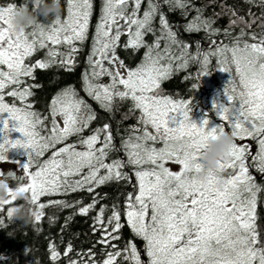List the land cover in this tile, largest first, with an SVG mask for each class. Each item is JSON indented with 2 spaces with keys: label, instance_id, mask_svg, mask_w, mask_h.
<instances>
[{
  "label": "snow or ice",
  "instance_id": "1",
  "mask_svg": "<svg viewBox=\"0 0 264 264\" xmlns=\"http://www.w3.org/2000/svg\"><path fill=\"white\" fill-rule=\"evenodd\" d=\"M144 2L101 0L87 57L89 67L82 77L84 92L101 109L111 113L116 99H130L131 110L139 111L138 124L121 136L119 148L110 123L84 136L97 114L74 87H65L51 99L46 116L29 102L33 88L39 86L26 82L35 79L36 69L56 64L69 71L75 67L74 57L89 39L95 0H66L63 17L60 14L48 24L19 34L12 31L8 19L16 6L0 7V113L10 114L0 129L4 133L0 161L8 159L12 147L28 150V162L23 166L28 182L10 187V199L0 200V213L6 212L11 220L16 193L24 192L33 208V221L39 223L48 207L83 205L79 200L42 202V197L77 191L92 194L111 181L131 184L135 178L134 191L127 194L123 210L118 203L110 208L101 205L94 217V231L102 233L98 242L111 249L105 251L100 264H264V227L258 216L264 185L256 183L250 172L254 167L264 174V11L260 17L249 12L247 18L232 11L235 18L221 29L216 27V19L195 8L196 15L184 30L204 31L211 46L202 48L197 41L193 55L189 43L179 38L162 10L167 5L169 11L180 9L186 15L192 0H147V7L141 11ZM245 2L255 5L257 0ZM259 4L264 9V0ZM157 17L159 28L154 23ZM257 19L261 20V30L254 32L251 29ZM239 25L243 27L237 33ZM148 35L153 36L151 42L146 40ZM220 35L228 42L213 38ZM122 37H127L125 49H145L142 62L126 74L116 67ZM39 50H46V57L28 63ZM213 58L217 69L230 73L223 89L227 102L213 100V110L221 119L215 125L207 115L201 122L193 120L189 101L159 94L162 82L190 62L200 65L198 76L209 75ZM104 77L107 83L102 82ZM6 97L23 106L7 102ZM13 120L17 121L14 126ZM225 130L235 135L236 142L232 159L221 164L224 183L217 185L213 177L204 184L196 178L202 167L199 152L208 136ZM12 131L23 137L12 139ZM72 137H76L75 142H69ZM248 139L257 146L254 154L251 145L244 143ZM117 151L125 158L109 159ZM46 153H50L48 158L41 160ZM170 162L179 165V171L167 167ZM125 168L131 169V175ZM12 174L0 171V178ZM98 196L80 206L78 214L94 210L100 202ZM106 212H110L107 217ZM122 215L134 236L144 241L146 260L134 241H127L123 248L115 243L121 239ZM3 223L0 219V227ZM72 251L69 243L65 255ZM80 255H87L88 261L70 260L69 264H96L91 250ZM59 257L55 244H51L50 258L56 261Z\"/></svg>",
  "mask_w": 264,
  "mask_h": 264
},
{
  "label": "trees",
  "instance_id": "2",
  "mask_svg": "<svg viewBox=\"0 0 264 264\" xmlns=\"http://www.w3.org/2000/svg\"><path fill=\"white\" fill-rule=\"evenodd\" d=\"M21 0H0V7H5L9 4L17 6ZM162 3V0H161ZM62 12L61 17L65 15L67 7L66 0H61ZM101 7V0H95L94 14L89 29V39L82 46L81 50L75 55V67L69 71L62 68L59 64L53 65L48 69H36L35 79L28 78L27 84L38 85L34 87V95L29 98V102L34 105V110H37L42 115H48L50 110L51 99L65 87H74L81 97H83L97 114V119L92 122L89 129L85 130L84 136L91 134V131L102 126L104 123H110L115 136V144L119 148L121 143V136L127 135V130L131 126L138 124L139 111H132L131 100L116 99L113 109L110 112L100 108L99 104L93 101L83 90V73L88 69L87 57L89 55L90 46L92 43V36L94 34V26L97 22L99 10ZM147 7V0L142 5L141 11ZM203 9L206 17L211 16L216 19V27L221 29L229 25L230 19L234 11L238 16H245L252 12L256 17H260L264 9L261 8L259 0L255 5L246 3L245 0H192V7L187 11V14H182V10L176 9L169 11L167 5H163V12L166 14L169 23L174 26V30L178 32L179 38L186 43H189L192 54H195V42L199 41L202 48L210 47L209 40L205 38V32L188 33L184 30L185 25L196 15L194 9ZM218 14V15H216ZM55 17L41 18V23L48 24L54 20ZM155 26L159 28V17L154 22ZM261 20L252 25V31L259 32ZM239 25L235 32H239ZM214 39L228 41L222 36L213 37ZM127 37H122L120 46L117 48L116 55L119 61H123V66L128 70L137 67L143 60L145 49L133 50L131 48L125 49ZM148 42L153 40L152 35L146 37ZM60 50L64 51L65 46H60ZM46 57V50H39L34 54L28 63H35L36 60ZM108 66L107 64L105 65ZM117 67V66H116ZM216 60L213 58L209 67V75H199L201 67L196 62H190L189 66L182 70L175 71L170 78L162 82L160 95L171 96L176 100L189 101L191 109L190 115L193 119L202 120L205 115L211 119L213 124L221 123L213 110V100L217 93H223V89L230 79L229 74L220 71ZM102 82L107 83L108 78L104 77ZM196 86L195 88L193 86ZM7 102L17 103L18 106H23L22 102L16 101L13 98L6 97ZM76 137L70 138L69 142H75ZM239 142V141H238ZM251 145L253 154L257 151L255 142L250 139L244 141ZM50 153H46L40 159H47ZM125 158L122 151H117L111 154L109 159ZM124 171L131 175V169L125 168ZM251 174L255 177L258 184L264 185V174L258 173L254 167L250 168ZM136 184L133 178L131 184L128 182L111 181L96 189L95 193H88L87 191H77L70 193L67 196H45L42 197V202L49 200L62 199L69 202L82 201L83 205L92 202L93 196L97 193L99 196V203L96 208L90 211L87 215L78 214V208L83 205H77L73 208H61L60 206H52L46 208L43 219L36 223L33 220L30 223H23L21 221H13L8 219L6 212L0 213V219H3V226L0 227V264H69L70 260L88 261L87 255H80L87 253L89 250L94 254L96 264H100L105 259V251H110V248L100 244L102 233L94 231V217L101 205H107L109 208L113 203H118L121 210H123L124 202L127 194L134 191ZM23 200H16L15 204H22ZM110 212H106L105 216ZM259 224L264 227V198L258 206ZM121 223L124 227L120 231L121 239L118 242L120 248L125 246L127 241H134L138 250H141V258L146 260L143 254L144 241L134 236L131 229L126 223L124 216H121ZM71 243L73 251L65 255V250L68 244ZM55 244L60 257L53 261L50 258V245ZM90 264V262H89Z\"/></svg>",
  "mask_w": 264,
  "mask_h": 264
},
{
  "label": "clouds",
  "instance_id": "3",
  "mask_svg": "<svg viewBox=\"0 0 264 264\" xmlns=\"http://www.w3.org/2000/svg\"><path fill=\"white\" fill-rule=\"evenodd\" d=\"M61 12V0H21V3L15 7L8 19L12 31L19 34L40 25L41 18L56 17ZM235 142V135L227 130L207 137L205 145L199 152V162L202 167L196 176L198 181L208 184L215 177L217 185L224 183L220 171L221 164L232 159ZM10 187L7 179L0 178V200L10 199ZM16 197L17 200H23L24 203L16 206L12 220L21 221L25 224L30 223L33 220V208L26 202L29 199L28 194L17 192Z\"/></svg>",
  "mask_w": 264,
  "mask_h": 264
},
{
  "label": "rangeland",
  "instance_id": "4",
  "mask_svg": "<svg viewBox=\"0 0 264 264\" xmlns=\"http://www.w3.org/2000/svg\"><path fill=\"white\" fill-rule=\"evenodd\" d=\"M116 66L117 68H119V70L121 71V73L126 74L127 69L119 63V60L116 62ZM226 73V72H223ZM229 77H230V73ZM219 98L221 101H226V97L223 95V93H217L214 97V99ZM230 103V102H229ZM10 114L9 113H0V129L3 128V120L7 119L8 116ZM170 116L172 115H176L177 120L182 119V117L179 114L176 113H170ZM58 119L62 122V117H58ZM196 122H201L202 120H198V119H193ZM12 125L14 126L17 121L13 120ZM170 124H172V126H175V122L170 121ZM212 125H215L212 123ZM151 130V129H150ZM10 136L12 139H17V138H22L23 134L18 132V131H12L10 133ZM4 139V133L3 131H0V142H3ZM28 150L23 148V147H12L9 149L8 152V159L5 161H0V171L4 172L5 174H7L8 172L13 173L10 176H7V180L10 183V186L15 188L18 186L19 183L23 182V183H27L28 182V177L25 175L24 173V165L28 162ZM50 155V154H49ZM167 167H169L171 170L173 171H179L180 166L175 164V163H168L166 165ZM34 170V168H33Z\"/></svg>",
  "mask_w": 264,
  "mask_h": 264
}]
</instances>
